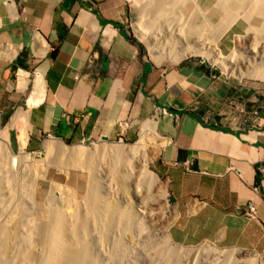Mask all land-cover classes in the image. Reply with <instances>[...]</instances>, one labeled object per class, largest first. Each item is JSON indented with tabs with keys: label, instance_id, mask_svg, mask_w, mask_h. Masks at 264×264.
I'll return each mask as SVG.
<instances>
[{
	"label": "crops",
	"instance_id": "obj_1",
	"mask_svg": "<svg viewBox=\"0 0 264 264\" xmlns=\"http://www.w3.org/2000/svg\"><path fill=\"white\" fill-rule=\"evenodd\" d=\"M129 14L128 0H0V127L14 146L16 123L36 149L46 138L128 139L153 124L152 171L177 212L171 243L253 252L264 264V83L213 78L195 58L155 62Z\"/></svg>",
	"mask_w": 264,
	"mask_h": 264
},
{
	"label": "bare ground",
	"instance_id": "obj_2",
	"mask_svg": "<svg viewBox=\"0 0 264 264\" xmlns=\"http://www.w3.org/2000/svg\"><path fill=\"white\" fill-rule=\"evenodd\" d=\"M134 1L142 16L141 20L144 19L136 25L138 40H146L149 46L154 48L151 58L157 63L164 59L176 62L188 55L200 54L213 63H221L230 74L238 78L246 76L264 81V0H215L210 11L212 17L218 15V21L215 23L210 21V17L206 18V11L199 0H181L182 3L178 6L182 4V7L177 14L173 9V1L176 0H150L149 12L145 10V5V8L139 6L143 2L139 4L138 0ZM188 5L190 9L185 15ZM235 7L236 11L233 10ZM253 12L259 15L261 20L260 23L258 19V22L256 21L259 27H255L257 24L252 27L248 24L249 27L246 28L251 30V42L247 39L242 41L240 46L232 50L231 55L224 57L211 35L215 32L222 34L237 18L246 20L248 19L246 15L249 13L253 16ZM236 36L234 35L233 39ZM41 86L40 77H36L33 90L36 96L41 92ZM15 125L16 123L12 127L19 132V146L22 148L26 142V133ZM141 135L142 141L132 145L119 142L101 144L100 147L93 146L90 149L66 146L58 140L49 139L43 143L44 152L52 155V160L63 156L66 163L81 168L80 171L85 169L88 173L93 169H100L106 162L107 175L104 177L111 178L112 182L118 179L125 184L133 183L137 192L135 199L123 197L125 206L115 207L109 204L103 194L101 197L98 194L100 192L94 190L93 180L96 179H93L84 198L86 208L83 207L86 212L88 211L89 227L88 222L85 223L82 218L85 210L81 213L82 216H78L75 212L69 213L66 210L68 208L61 203L62 199L58 201L59 197L53 192L58 185L50 184L48 193L41 201L34 192V184L30 178L32 171L26 167L29 171L17 177V169L27 160V155H20L14 159L15 161L11 157L12 160H8V164L10 161L13 162L10 165L15 166H11L6 172L1 164L4 160L0 159V171L8 172L7 175L0 173V264H92L93 255L89 251L87 241L84 240V232L91 236L90 239L94 243L98 242V235H104L111 229L115 231L117 237L123 236L122 234L131 227V218H135L137 213L152 218L153 213L146 214L147 207L149 206L150 211L157 210L156 204L159 201L166 205L165 212L168 213L170 208L167 205L166 186L148 167L157 154L158 146L161 144L158 143L160 137L155 133L154 125L151 123L142 125ZM138 189L141 191H137ZM170 213L176 214L175 211ZM6 215L8 217L5 218ZM42 215L44 220L39 219ZM208 249H210L208 253L212 251L214 259H220L221 264H233V260L238 264L258 263L255 253H245L242 250L221 251L211 246ZM164 250V256L167 255L168 260L180 257L178 252H173L171 245H166Z\"/></svg>",
	"mask_w": 264,
	"mask_h": 264
},
{
	"label": "rangeland",
	"instance_id": "obj_3",
	"mask_svg": "<svg viewBox=\"0 0 264 264\" xmlns=\"http://www.w3.org/2000/svg\"><path fill=\"white\" fill-rule=\"evenodd\" d=\"M214 1L215 0H199V3L206 11V15H205L206 18L210 17V21H212L213 23L218 21V15L216 16L214 15L212 17L210 14ZM128 2L130 4L129 28H130V31L136 36V38H138L136 34V25L142 19V16L140 14L139 8L136 5L135 1L128 0ZM140 2H143V3L141 4ZM138 3L141 4L139 6H143V8L146 7L145 10L147 12L150 11L151 9L150 0H138ZM179 3H182L181 0L179 1L176 0L175 2L173 1V4H174L173 9L176 14L180 12V9L182 7L181 6L182 4L178 6ZM178 7L179 9H176ZM189 9H190V5H188V9L185 10L184 12L185 15L187 14V11H189ZM236 9L237 8L235 7L233 10L236 11ZM253 14H254L253 16L252 14H249V13L246 15L249 19V20L246 19L248 21L244 20V18L243 19L237 18L235 22L231 24V27L228 28V30L223 31L222 34L220 32L218 34L215 32L211 35V37H213L212 38L213 41H215L217 45V48L220 50V52L222 53L224 57L226 56L228 57L229 55H231L232 50H234L235 47L240 46V43L242 41H245L247 39V41L251 42V37H252V34H250L251 30H248L246 28L249 27V25L250 27L255 26L257 24L256 23L257 19L259 23L261 20L259 15H257L254 12ZM255 27H259V24H257ZM234 35L235 36L237 35L235 39H233ZM238 36L239 38H237ZM140 42L142 46L144 47L145 52L151 57V54L154 52L153 50L154 48L149 46V43L146 40H142ZM185 58H195L199 60L203 59L205 63L215 64L218 71H222L227 76L240 79L243 82L246 81V82L264 83V81L250 79L246 76L238 78L237 76L230 74V72H228V70H226L225 67L221 63L219 62L213 63L211 62L209 58L204 57L203 55H200V54L188 55L186 57H183L182 59H185ZM164 61L170 62L172 64H175L178 62V61L172 62L169 59H164L161 62H164ZM146 123H149V122H146ZM141 129H142V126L140 124L139 129L135 132L136 134L133 137L128 138V139L123 137L122 140H118V139L108 140V141L99 140V141H94V142L85 143V144H81V143L80 144H68L66 146L83 147L85 149H90L93 146L100 147L101 144L109 145L113 143L116 144L119 142H121L124 145H132L136 142L142 141V135L140 132ZM12 135L15 138V132H12ZM49 139L57 140L53 138L43 139L39 147L36 149L29 148L27 146V142H25L26 145L24 144V146L20 148L19 140L13 146L11 139L8 138L6 130L0 127V156H1L0 159L4 160L3 163L1 161L0 162L3 166L2 168H4L3 170H5V172L9 171L8 168L13 166V165H10V164H13V162L12 163L10 162L12 159L13 160L15 158L17 159L18 156L20 157V155H27L26 156L28 157L27 160H25L17 169V171L19 172V173L16 172L17 177L19 178L21 177L22 174L31 170L32 176L30 178L32 179V182L34 184V192L37 194V196L40 197L41 201L43 197H45V195L48 193L50 184L55 183L58 186H55L53 192L56 197H59L58 201L62 199L61 203L67 206L68 208L66 210L69 213L75 212L76 215L78 216L80 215L82 216L81 213L85 210L83 207L86 208L84 198L86 196V191L89 190V188L91 187L90 183L92 182L93 179H96V180H93L95 181L94 190L100 192L101 194L100 193L98 194L101 197H103L102 196L103 194L107 198V201L109 202L110 205H113L115 207L116 206L124 207L125 205L123 204V201H122L123 197H127L130 200L135 199V193L137 192L134 190L133 183L127 182V184H125L119 181L118 179H114V182H112L111 178L104 177V175H107L106 167L108 165L106 162L102 165L100 169L98 170L93 169L92 171H90V173H88L85 169H82V171H80L81 168H77L75 165L69 164L68 162L66 163L65 158L63 156L56 157L55 160H52L53 159L52 155L50 156L47 155L42 148L43 143ZM158 140L157 141L160 144L161 139L159 138ZM156 156L157 154L155 155V157ZM5 157L6 159H4ZM7 157H10V158L7 159ZM154 159L148 165L151 171H152V163ZM8 160H10L9 164H8ZM31 165L32 167H30ZM26 167H28L29 170ZM3 170L0 171L1 175L3 174L7 175L8 172L4 173ZM158 179L163 183V185L166 186V182L164 180H162L161 178H158ZM44 190L47 192H45ZM137 191H141V190L138 189ZM166 191L168 193L167 205L170 208L168 213L165 212L166 205L162 203V201L157 202L156 204L158 206L157 210L150 211V208L148 206L147 207L148 211H146V214L153 213L152 218H149L143 214L137 213V215H135V218H133L134 220L131 218V222H132L130 223L131 227L129 228L127 232L122 234L123 236H120L121 238L117 237L115 231L111 229L108 232L104 233V235L103 234L98 235L99 237L98 236L97 237L99 240L97 243H94V241L90 239L91 236H88V234L84 232V236L86 239L84 238V236L83 238L85 241H87L89 245L88 247H90L89 251L93 255L92 264H176V262L178 264L179 263L186 264L187 262L188 264H221L220 259L219 260L214 259V253H212V251L208 253L210 250L208 249L209 246H198V247H193V248H185V247L175 246L171 243L169 235H168V228L171 222L173 221V219L176 217L177 212L175 210L174 205L169 200L170 194L168 192L167 186H166ZM135 204L136 203H134L133 205L134 211L136 210ZM170 211H175L176 214L170 213ZM4 217L6 218L8 216L6 215ZM42 218H43V215L39 219L44 220ZM82 218L84 219L85 223L88 222L87 226L89 227L90 218L88 216V211L86 212L85 210V214L84 216H82ZM166 245H171L173 252H178L180 254V257L179 258L176 257L177 258V259L175 258L176 260H172V258L168 260V256L167 255L164 256L165 254L164 249ZM202 249H205L206 251H201ZM218 250H221V251L228 250V251L235 252L236 249L218 248ZM173 252H171V254H174ZM244 252L247 253L246 251ZM250 253H253V252H250ZM233 264H238V263H236L233 260ZM258 264H259V259H258Z\"/></svg>",
	"mask_w": 264,
	"mask_h": 264
},
{
	"label": "built area",
	"instance_id": "obj_4",
	"mask_svg": "<svg viewBox=\"0 0 264 264\" xmlns=\"http://www.w3.org/2000/svg\"><path fill=\"white\" fill-rule=\"evenodd\" d=\"M201 61L204 62L203 59H201ZM207 64L210 66L211 69H213L215 71V73H212V77L213 78L216 77V76H218V77H221L222 76V77H226V78L229 77L226 74H224L222 71H218L217 68H216V66H215V64H209V63H207ZM157 112L158 111H156L155 113H157ZM161 112L162 113H165V110L162 109ZM153 115H155V114H153ZM153 117L154 116H152V118ZM127 126H128V124L126 122H118V127L120 128L121 131L124 130V129H127L128 128ZM122 138H123L122 135H119L117 139L118 140H122ZM87 143H90V142H87ZM81 144H85V143H81ZM188 171L192 172L191 170H188ZM262 174H264V170H262ZM245 215L247 217H249V218H254V216H255V208H254V206H253L252 203H248L247 204L246 211H245Z\"/></svg>",
	"mask_w": 264,
	"mask_h": 264
},
{
	"label": "water",
	"instance_id": "obj_5",
	"mask_svg": "<svg viewBox=\"0 0 264 264\" xmlns=\"http://www.w3.org/2000/svg\"><path fill=\"white\" fill-rule=\"evenodd\" d=\"M101 141H108V140H107V138H102V139H101ZM64 144H65V145H68L67 143H64ZM158 178H159V177H158ZM169 200L172 202V201H173V198H172V197H170V199H169Z\"/></svg>",
	"mask_w": 264,
	"mask_h": 264
}]
</instances>
